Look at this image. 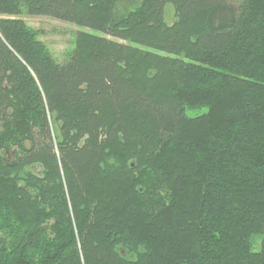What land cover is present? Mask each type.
Returning a JSON list of instances; mask_svg holds the SVG:
<instances>
[{"label":"trees","instance_id":"1","mask_svg":"<svg viewBox=\"0 0 264 264\" xmlns=\"http://www.w3.org/2000/svg\"><path fill=\"white\" fill-rule=\"evenodd\" d=\"M0 264H264V0H0Z\"/></svg>","mask_w":264,"mask_h":264},{"label":"rangeland","instance_id":"2","mask_svg":"<svg viewBox=\"0 0 264 264\" xmlns=\"http://www.w3.org/2000/svg\"><path fill=\"white\" fill-rule=\"evenodd\" d=\"M131 7V6H130ZM29 27L39 32V38L48 47L53 57L63 62L65 55L71 50L77 32L85 30L73 24L61 22L45 16H30L23 13L20 17ZM175 20L172 6L165 7V21L172 24ZM198 114L196 111H188V116ZM253 251H259L260 238L254 237L252 240Z\"/></svg>","mask_w":264,"mask_h":264}]
</instances>
